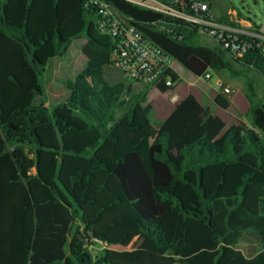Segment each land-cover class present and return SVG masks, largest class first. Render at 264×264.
<instances>
[{
    "label": "trees",
    "instance_id": "trees-1",
    "mask_svg": "<svg viewBox=\"0 0 264 264\" xmlns=\"http://www.w3.org/2000/svg\"><path fill=\"white\" fill-rule=\"evenodd\" d=\"M103 1L194 77L245 75L192 24ZM86 2L0 0V264H264V102L219 143L224 121L192 94L153 127L146 86L110 66L113 38ZM251 61L264 80L259 55L240 67ZM177 85L152 91L170 98ZM111 221L154 249L125 248Z\"/></svg>",
    "mask_w": 264,
    "mask_h": 264
},
{
    "label": "built area",
    "instance_id": "built-area-1",
    "mask_svg": "<svg viewBox=\"0 0 264 264\" xmlns=\"http://www.w3.org/2000/svg\"><path fill=\"white\" fill-rule=\"evenodd\" d=\"M127 1L192 24L200 36L213 40L219 51L236 62L259 55L264 64V22L252 24L235 11L230 15L215 16L208 0ZM90 6L97 10L94 22L98 29L113 38L109 64L120 72L123 79L151 87L179 84L177 60L138 30L131 17L121 14L103 0H87L85 7ZM250 68L255 70L254 61H251ZM171 76L176 77V81ZM212 81L213 74L209 70L197 76L193 85ZM214 86L222 95L230 94V88L222 79H216Z\"/></svg>",
    "mask_w": 264,
    "mask_h": 264
},
{
    "label": "rangeland",
    "instance_id": "rangeland-1",
    "mask_svg": "<svg viewBox=\"0 0 264 264\" xmlns=\"http://www.w3.org/2000/svg\"><path fill=\"white\" fill-rule=\"evenodd\" d=\"M209 2L215 16L230 15L235 11L239 17L252 24L260 25L264 22V0H209ZM200 42L208 46L215 44L213 40L204 36H201ZM175 67L178 70L180 82L173 97L167 98L164 95L155 93L152 91L151 86H146L143 90L148 94L152 103V110L148 118L155 128L161 125L164 117L184 98L186 93L192 94L205 108H208L210 114L220 117L224 121L225 129L222 132L216 134L213 131L215 142L219 143L230 126H250L249 108L255 103L264 102V80L254 69L242 68L236 64L237 69L245 71L244 76H234L228 71H211L213 74L212 82L193 85L196 77L182 67ZM220 77L224 84L229 86L230 94L224 96L214 86V81ZM248 81H251L253 84L254 97H250L249 95ZM95 88L96 84L94 85ZM217 94L222 95L230 103L228 110L223 111L215 105L214 98ZM121 113V110L116 109L114 117L118 118ZM109 227H112L123 239L125 248L127 249H154V245L148 239H145L122 222L111 221L105 225V228ZM243 239V244H245L250 252L249 257H252L258 251V237L254 235L251 238Z\"/></svg>",
    "mask_w": 264,
    "mask_h": 264
},
{
    "label": "crops",
    "instance_id": "crops-1",
    "mask_svg": "<svg viewBox=\"0 0 264 264\" xmlns=\"http://www.w3.org/2000/svg\"><path fill=\"white\" fill-rule=\"evenodd\" d=\"M208 1H209V0H208ZM210 4H211V3H210ZM211 11H212V7H211ZM212 13H213V11H212ZM213 46H216V44H214ZM216 47H217V46H216ZM217 48H218V47H217ZM218 50H219V49H218ZM226 55H227V54H226ZM227 56H228V55H227ZM228 57H229V56H228ZM229 58H230V57H229ZM236 64L240 66L239 62H236V61H235V64H234L235 67H236ZM251 69H252V68H251ZM220 72H222V71H220ZM234 76H235V75H234ZM220 79H221V77H220ZM177 86H178V85H177ZM226 86H227V85H226ZM227 87H229V86H227ZM176 89H177V87H176ZM175 92H176V91H175ZM186 95H188V94L186 93L184 97H186ZM224 96H225V95H224ZM175 106H176V105H175ZM175 106H174V107H175ZM174 107L172 108V110L174 109ZM228 109H229V108H228ZM228 109H227V110H228ZM172 110H171V111H172ZM171 111H170V112L164 117L163 121L168 117V115L171 113ZM223 111H225V110H223ZM163 121H162V122H163ZM245 238H251V237H245ZM243 240H244V239H243ZM257 241H258V240H257ZM241 245L244 247V249H245L247 255L249 256L250 252H249L248 248H246L245 244H243V241H242V244H241ZM257 247H258V251H257L255 254H257V253L260 251V247H259L258 242H257ZM255 254H254V255H255ZM254 255H253V256H254Z\"/></svg>",
    "mask_w": 264,
    "mask_h": 264
}]
</instances>
